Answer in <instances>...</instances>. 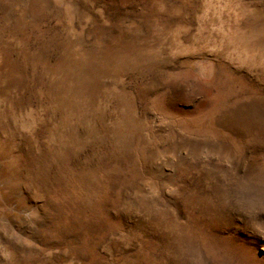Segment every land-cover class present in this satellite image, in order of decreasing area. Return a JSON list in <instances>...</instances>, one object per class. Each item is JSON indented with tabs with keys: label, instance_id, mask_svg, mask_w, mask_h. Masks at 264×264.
Masks as SVG:
<instances>
[{
	"label": "rangeland",
	"instance_id": "1",
	"mask_svg": "<svg viewBox=\"0 0 264 264\" xmlns=\"http://www.w3.org/2000/svg\"><path fill=\"white\" fill-rule=\"evenodd\" d=\"M0 264H264V0H0Z\"/></svg>",
	"mask_w": 264,
	"mask_h": 264
}]
</instances>
